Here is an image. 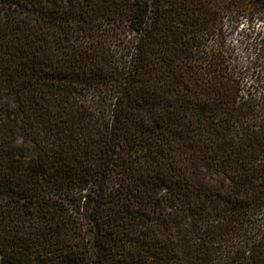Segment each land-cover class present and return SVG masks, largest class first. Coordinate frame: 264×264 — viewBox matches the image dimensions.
<instances>
[{"label": "trees", "instance_id": "trees-1", "mask_svg": "<svg viewBox=\"0 0 264 264\" xmlns=\"http://www.w3.org/2000/svg\"><path fill=\"white\" fill-rule=\"evenodd\" d=\"M243 15L264 0H0V264H264Z\"/></svg>", "mask_w": 264, "mask_h": 264}, {"label": "rangeland", "instance_id": "rangeland-1", "mask_svg": "<svg viewBox=\"0 0 264 264\" xmlns=\"http://www.w3.org/2000/svg\"><path fill=\"white\" fill-rule=\"evenodd\" d=\"M213 41V39H212ZM232 59L245 70V82L254 83V91L264 103V20L249 21L242 16L239 25L228 32Z\"/></svg>", "mask_w": 264, "mask_h": 264}]
</instances>
